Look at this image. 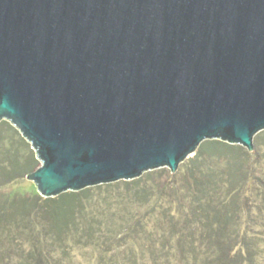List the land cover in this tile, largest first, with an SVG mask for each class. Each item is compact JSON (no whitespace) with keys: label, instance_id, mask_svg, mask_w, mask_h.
<instances>
[{"label":"water","instance_id":"1","mask_svg":"<svg viewBox=\"0 0 264 264\" xmlns=\"http://www.w3.org/2000/svg\"><path fill=\"white\" fill-rule=\"evenodd\" d=\"M43 197L176 172L264 130V0H0V121Z\"/></svg>","mask_w":264,"mask_h":264},{"label":"trees","instance_id":"2","mask_svg":"<svg viewBox=\"0 0 264 264\" xmlns=\"http://www.w3.org/2000/svg\"><path fill=\"white\" fill-rule=\"evenodd\" d=\"M259 134L251 152L203 141L180 164L181 178L160 168L56 198L7 199L0 204V263L20 255L15 264H75L81 245L94 261L126 247L125 264H263L260 234L251 232L264 230V130ZM38 167L31 144L0 122V188Z\"/></svg>","mask_w":264,"mask_h":264},{"label":"rangeland","instance_id":"3","mask_svg":"<svg viewBox=\"0 0 264 264\" xmlns=\"http://www.w3.org/2000/svg\"><path fill=\"white\" fill-rule=\"evenodd\" d=\"M2 121H5L6 123H8V124H11L12 126H13V124L9 121V120H7V119H3V120H1L0 122H2ZM15 127V126H14ZM260 134H262V131L261 132H259ZM259 133H257V134H259ZM259 134V135H260ZM264 138V137H263ZM264 145V144H263ZM262 147H264V146H262ZM260 149L261 150H264V148H261L260 147ZM195 154H196V152L194 153V154H191L187 159H185L182 163H184L185 161H187V160H189V159H191V158H193L194 156H195ZM35 155H36V153H35ZM39 161V167H41L42 165H43V163H42V161L41 160H38ZM263 164H264V162H263ZM38 167V168H39ZM262 168H263V170H264V165L262 166ZM178 171H179V168H178V170L176 171V172H174L175 174H176V176H177V178H181V175L179 174L178 175ZM146 173V172H145ZM145 173H143V175L145 174ZM159 179H160V181H165V177L163 176V175H161L160 177H159ZM134 180V179H133ZM122 181V180H121ZM124 181H126V180H124ZM114 183V182H113ZM258 188V186L256 185L255 186V188L254 189H257ZM35 194H38V195H41V193H40V191H39V189H38V186H37V184H36V182L35 181H33V180H31V179H28V177H24L22 180H19V181H17V182H13V183H10V184H8V185H4V186H2L1 188H0V204L1 203H3V202H5V200H9V199H13V198H17V197H24V196H33V195H35ZM43 197V196H42ZM56 197H58V195L57 196H54V197H52V198H56ZM44 198H47V197H44ZM173 198H171V197H169L168 195H167V201L169 202V201H171ZM174 200V199H173ZM113 209H115V206H114V208ZM123 210V209H122ZM121 210V211H122ZM122 212H124V211H122ZM122 212H119V214L120 213H122ZM141 214V213H140ZM148 227L149 228H153L154 227V222L153 221H149L148 223ZM14 227H16V226H14ZM251 232L253 233V234H255V235H258L259 236V234H260V236H259V238H258V241H259V245H261L262 244V246L264 247V230H259V229H257V230H251ZM5 249V248H4ZM125 250H127V248L126 247H123V249H122V251H120L118 254L116 253H112V254H110V255H112L111 257H113V258H110V255H104L105 257H104V259H105V261H100V260H98L100 257H99V255H97V257H96V259L97 260H93V259H90L88 256H89V249H85L84 250V248L82 247L81 248V245L80 246H77V248H76V251H75V259H76V262H75V264H109L108 263V260H109V262H111L112 264H119V262H121V264H125V262H123L122 260H125L126 259V255H127V253H126V251ZM86 251H87V254H86ZM20 256V255H19ZM19 256H17L16 258L17 259H15V260H12L11 262L9 261V262H6V264H15V263H18V258H19ZM11 257H13V255L11 256ZM123 258H125V259H123ZM93 260V261H92ZM90 261H92V262H90ZM105 262V263H104ZM1 264V263H0ZM143 264H148V263H143ZM173 264H183L182 263V261L179 259H175L174 261H173ZM240 264H242V262L240 263ZM263 264H264V262H263Z\"/></svg>","mask_w":264,"mask_h":264}]
</instances>
